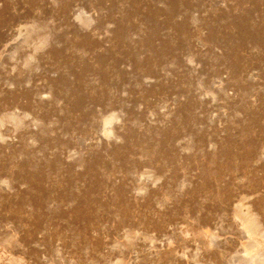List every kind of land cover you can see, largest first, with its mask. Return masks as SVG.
Wrapping results in <instances>:
<instances>
[{"label": "rangeland", "instance_id": "obj_1", "mask_svg": "<svg viewBox=\"0 0 264 264\" xmlns=\"http://www.w3.org/2000/svg\"><path fill=\"white\" fill-rule=\"evenodd\" d=\"M254 257L264 0H0V264Z\"/></svg>", "mask_w": 264, "mask_h": 264}, {"label": "bare ground", "instance_id": "obj_2", "mask_svg": "<svg viewBox=\"0 0 264 264\" xmlns=\"http://www.w3.org/2000/svg\"><path fill=\"white\" fill-rule=\"evenodd\" d=\"M246 231H247V233L250 232V228L247 227V226H246ZM255 256H256V255H255ZM257 256H258V255H257ZM259 256H261V255H259ZM261 257H262V256H261ZM251 258H252V257H251ZM262 258H263V257H262ZM255 259H256V257H254L253 260H255ZM247 260H248V259H247ZM253 260L250 261V259H249V261H250L251 263H249L248 261H247V263H248V264H256V263H253ZM260 260H261V259H260ZM260 260H259V261H260ZM257 261H258V260H257ZM257 261L255 260V262H257ZM245 263H246V262H245ZM247 263H246V264H247ZM259 263L262 264V263H263V260H262L261 262H259ZM259 263L257 262V264H259Z\"/></svg>", "mask_w": 264, "mask_h": 264}]
</instances>
